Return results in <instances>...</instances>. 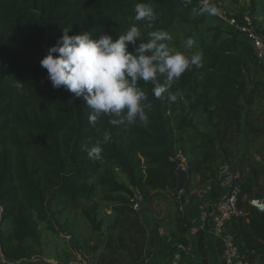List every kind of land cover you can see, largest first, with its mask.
<instances>
[{"label": "trees", "instance_id": "1", "mask_svg": "<svg viewBox=\"0 0 264 264\" xmlns=\"http://www.w3.org/2000/svg\"><path fill=\"white\" fill-rule=\"evenodd\" d=\"M229 1L240 8L238 20L248 11L253 30L264 37V0ZM138 2L156 12L152 29L133 20ZM201 2L0 0V264H71L88 257L96 264L138 263L146 230L133 205L175 188L178 157L187 175L182 195L198 176L195 185L217 198L221 159L230 165L236 159L239 166L246 159L245 151L236 153L240 142L249 155L253 145L264 149V107L255 105L264 99V71L255 48L246 31L221 16L194 12ZM132 23L142 39L150 30L167 31L170 46L181 50L191 37L190 54L202 53V64L174 82L175 103L156 98L151 82H138L151 105L147 125L116 126L104 116L92 126L83 98L53 88L39 61L62 28L71 27L70 35L115 38ZM105 131L109 143L103 142ZM94 144L102 147L100 160L82 148ZM248 165L254 182L232 183L246 214L231 223L245 242L246 259L264 264V212L248 204L264 191L257 183L264 158L253 156ZM189 229L182 221L180 231ZM198 248L206 252L201 233Z\"/></svg>", "mask_w": 264, "mask_h": 264}, {"label": "clouds", "instance_id": "2", "mask_svg": "<svg viewBox=\"0 0 264 264\" xmlns=\"http://www.w3.org/2000/svg\"><path fill=\"white\" fill-rule=\"evenodd\" d=\"M191 0H189V3ZM197 14L219 15L218 7L211 0H202ZM157 14L145 2L134 5L135 22L144 21L153 28ZM71 27L62 28L46 55L39 61L47 70V78L53 88L63 87L75 97H82L87 108L88 122L95 126L104 116L112 117L109 123L135 124L137 120L147 125L149 117L146 92L139 81L153 84V95L175 103L177 96L170 91L174 82L192 67H200L202 53L190 54L195 41L191 37L182 42V50L170 46L172 35L164 30H150L146 39L137 23H132L122 34L93 36L88 31L70 35ZM129 45L132 50H129ZM163 77V83L159 78ZM16 87H22L17 80ZM111 134L103 133V142L109 143ZM83 150L93 160L102 158V147L84 145Z\"/></svg>", "mask_w": 264, "mask_h": 264}, {"label": "crops", "instance_id": "3", "mask_svg": "<svg viewBox=\"0 0 264 264\" xmlns=\"http://www.w3.org/2000/svg\"><path fill=\"white\" fill-rule=\"evenodd\" d=\"M255 105L264 107V99L255 101ZM256 151H250L242 142L238 144L236 153L245 151L239 163L236 159L230 165L224 159L219 162V180L221 192L217 198L208 194V189L197 187L195 184L198 176L192 179L193 187L189 194L182 195L184 189L173 192V189L159 191L150 200L144 201V206L139 208L138 218L146 230L144 260L122 261L121 264H224V255L227 251H234L233 264H241L246 259L247 249L241 235L234 229L232 223L216 231L212 225L211 215L217 211L218 203L230 190L233 180L249 177L254 182L249 172V161L253 156L260 160L264 158V149L253 145ZM184 159L181 158L179 167L185 169ZM257 183L264 184V176H258ZM176 193V194H175ZM264 193V191L262 192ZM261 193V194H262ZM141 199V198H140ZM188 223L190 229L180 231L181 222ZM192 228L198 232L191 233ZM200 233L203 235L204 248L202 254L198 248ZM147 252V254H146ZM71 264H96L94 258L78 259Z\"/></svg>", "mask_w": 264, "mask_h": 264}, {"label": "built area", "instance_id": "4", "mask_svg": "<svg viewBox=\"0 0 264 264\" xmlns=\"http://www.w3.org/2000/svg\"><path fill=\"white\" fill-rule=\"evenodd\" d=\"M219 7L222 10L224 8L221 6V4ZM219 16L229 22V24L246 31L247 38L255 48L258 62L261 64L264 71V37L260 36L253 30L249 12H245L242 21H239L235 13L232 11H229L228 13L219 11ZM238 193L239 186L237 184H233L225 197L218 203L217 211L211 215L212 225L216 231H220L221 229L225 228L233 218L244 216L246 214V211L238 206ZM248 204L257 211L264 212V193L250 198ZM133 207L138 209V202L134 203ZM196 232H198L197 228L191 229V233L195 234ZM234 256L235 254L233 250L227 251L223 258L224 264H233ZM241 264L254 263L245 259L242 260Z\"/></svg>", "mask_w": 264, "mask_h": 264}, {"label": "water", "instance_id": "5", "mask_svg": "<svg viewBox=\"0 0 264 264\" xmlns=\"http://www.w3.org/2000/svg\"><path fill=\"white\" fill-rule=\"evenodd\" d=\"M177 161H178V163H180L181 162V158L178 157ZM176 178H177V182H176L175 188L173 189V192H178V191L183 190L184 184H185V181H186V178H187L185 169H181L178 166V168L176 170ZM138 205H139V208H142L144 206V200L142 198L139 199ZM63 233L66 234L65 232H63ZM146 254H147V252H146ZM132 261H134V260H132Z\"/></svg>", "mask_w": 264, "mask_h": 264}, {"label": "rangeland", "instance_id": "6", "mask_svg": "<svg viewBox=\"0 0 264 264\" xmlns=\"http://www.w3.org/2000/svg\"><path fill=\"white\" fill-rule=\"evenodd\" d=\"M211 2L213 4H219V5L221 4V6L223 5L229 11H233V12L240 11V8L236 5H233L229 0H211Z\"/></svg>", "mask_w": 264, "mask_h": 264}]
</instances>
